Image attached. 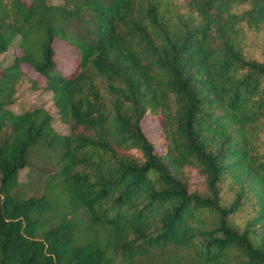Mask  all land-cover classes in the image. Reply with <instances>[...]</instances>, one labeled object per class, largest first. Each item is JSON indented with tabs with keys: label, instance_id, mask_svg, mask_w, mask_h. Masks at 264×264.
Instances as JSON below:
<instances>
[{
	"label": "trees",
	"instance_id": "16d2710c",
	"mask_svg": "<svg viewBox=\"0 0 264 264\" xmlns=\"http://www.w3.org/2000/svg\"><path fill=\"white\" fill-rule=\"evenodd\" d=\"M13 40L19 53L0 62V264H264V0H0V52ZM20 63L66 133L40 104L8 107ZM38 141L58 150L55 214L44 193L15 189Z\"/></svg>",
	"mask_w": 264,
	"mask_h": 264
},
{
	"label": "rangeland",
	"instance_id": "374dc122",
	"mask_svg": "<svg viewBox=\"0 0 264 264\" xmlns=\"http://www.w3.org/2000/svg\"><path fill=\"white\" fill-rule=\"evenodd\" d=\"M48 2L55 3L58 0H47ZM252 44L248 45V49H252ZM253 45H256L253 42ZM55 47V63L63 71L67 69L72 57L69 56L70 50H68L62 43H57ZM19 49L15 40L8 46L7 50L0 52V62H10L13 55L18 54ZM22 70L21 78L15 84V93L13 102L8 107L13 111H21L28 109L34 105H42L52 114L51 126L60 133H66L68 131V124L61 121L55 113V107L52 104L51 92L44 87L43 77L33 70L28 63H20ZM141 126L147 136L151 140H156L159 133V121L157 118H151L144 116L141 119ZM5 129L3 133L5 134ZM161 150L159 143H155V151ZM27 165L18 171V183L15 189L23 195L41 194L44 193L45 197L49 200V206L43 211V215L55 214L62 211L65 206L64 202L66 195L62 188L56 183V177H49L59 167L58 150L43 145L40 141L36 142L29 147L26 153ZM193 179H199L197 174L193 175ZM70 215V213H69ZM77 216H80L78 213ZM120 259H116V264H129L128 262H119ZM160 262H163V258H160Z\"/></svg>",
	"mask_w": 264,
	"mask_h": 264
}]
</instances>
